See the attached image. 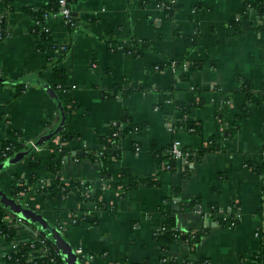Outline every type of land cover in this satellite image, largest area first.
I'll list each match as a JSON object with an SVG mask.
<instances>
[{"label": "crops", "instance_id": "crops-1", "mask_svg": "<svg viewBox=\"0 0 264 264\" xmlns=\"http://www.w3.org/2000/svg\"><path fill=\"white\" fill-rule=\"evenodd\" d=\"M52 1L0 0V75L12 81L36 77L49 83L51 68L57 65L64 70L66 80L56 92L68 107H76L67 114L61 134L7 168L6 174H0V188L14 195L11 189L20 180L30 184L32 191L23 202L56 225L73 248L82 246L85 252L96 254V264H131L135 244H141V250L149 255V264H159L161 255L169 264L168 251L152 239L158 217L146 215L170 206L165 198L172 196L175 158L168 159L167 150L178 141L188 151L185 156L191 163L193 152L199 153L201 160H208L216 153V144L222 142L221 158L215 164L209 160L206 167L201 165V190L192 195L201 199L207 194L204 189L241 192L246 197L245 215L239 226L222 225L223 239L218 246L203 253H196L194 247L196 264H264V230L257 228L264 225V30L250 19V12L245 9L241 20L235 21L241 4L222 8V0H176L170 14L158 11L157 0H84L85 10L73 17L69 27L51 16L54 9H48ZM254 1L264 4V0H247L249 4ZM37 11H43L42 23L49 40L33 32V14ZM158 18L162 21L159 27ZM61 45L67 50H61ZM218 72L224 74L225 83H217L213 91L211 83ZM201 73L207 75V82ZM29 82L32 87L26 88ZM154 102L162 107L153 109ZM57 113L56 103L37 81L26 82L21 92L12 84H0L4 141L34 143L54 127ZM110 120H119L129 129L122 146L114 143V134L108 135L118 153L115 157L98 135L108 133ZM166 121L171 125L170 132L163 127ZM61 135L68 137L62 139ZM140 140L145 143L141 159L136 161L133 157ZM240 140L251 142L252 154L228 159L225 149ZM97 143L99 155L85 148L86 144ZM201 150L206 151L201 154ZM75 152L87 155L91 164L79 170L73 167L69 172L66 166ZM125 156L127 159H122ZM80 159L76 156L72 162ZM35 162L38 167L33 169L31 163ZM97 163L102 168L93 175L91 167ZM48 164L55 165V170ZM125 173L148 182L126 189ZM39 180L49 185L76 181L83 199L73 193L46 199L36 190ZM93 192L103 207L93 208L95 200H84L95 196ZM175 195L185 193L178 187ZM191 202L195 204L196 200ZM228 203L225 201V208ZM73 213L78 216L75 222L71 221ZM6 217L12 218L11 213ZM20 222L14 225L18 227ZM97 226L101 235L111 234V239L105 237L106 243L88 238V232H95ZM33 234L23 225L12 240L0 241V264H11L6 256L14 251L13 246L33 239ZM158 248L160 252L155 251ZM188 264L193 261L189 259Z\"/></svg>", "mask_w": 264, "mask_h": 264}, {"label": "snow or ice", "instance_id": "snow-or-ice-1", "mask_svg": "<svg viewBox=\"0 0 264 264\" xmlns=\"http://www.w3.org/2000/svg\"><path fill=\"white\" fill-rule=\"evenodd\" d=\"M59 4V10L65 16L66 21L68 22V26H71V21L74 16H78L80 11H84V0H57ZM176 3V0H157L156 8L160 12H167L173 4ZM233 3H240L241 7L235 12V21H240L241 16L244 13V10L247 9L250 12V19L254 18V23L259 25V30H264V7L260 8V11L257 12L252 4H249L247 0H222L220 3V7L226 8L228 5ZM76 4L79 5V8L71 7V5ZM162 21L158 18L157 27H159ZM3 24V20L0 19V25ZM197 31L199 29L197 28ZM241 51L243 49L241 48ZM176 64L179 63L177 60ZM163 66L161 65V70ZM187 70V66L185 67V71ZM212 66H208V72H211ZM130 75H134L135 73L129 71ZM204 76V81L207 82V75L205 73H201ZM193 81H195L196 77H192ZM5 83L2 76H0V84ZM217 83H225L224 74L217 73L216 79L212 81L211 88L213 91L216 90ZM32 83L29 82L26 85V88H31ZM127 91V89H125ZM159 91V89H157ZM147 100V97H145ZM122 102V100H121ZM235 101L233 100V103ZM153 109L162 107V105L158 103H153ZM127 116V113H124ZM59 113H57L53 117V125L59 127V125H55V121L61 119ZM168 120H171V117H168ZM130 123V121H128ZM163 127L167 131H171V125L166 121ZM108 133L98 134L99 139L104 141V144L108 145L112 148L113 157H115L118 153L116 147L113 146V141H110L107 137L109 134L115 135L114 143L117 146H122V141L125 139V133L129 131L128 128L124 127L119 120L109 121L107 124ZM225 137L228 136L227 131L224 133ZM6 136V129L0 128V174H6L9 169L5 168V164L8 163L7 153L3 152V141ZM144 140H140L137 142V152L134 154V159L139 161L141 159L140 152L143 151ZM222 142L216 144V153L209 156L208 160H201L199 153L193 152L191 154V163H189V157L185 156V154L180 150L179 146L176 149V157L172 161V168L175 170L173 182L171 186L172 196L165 198V203L170 206L166 209H160L156 212H150L146 215L151 218L152 216L158 217V219L154 222L158 227L155 228L156 235L152 237L155 241H159L161 235H171L174 240V245H170L168 249V260L169 264H188L189 259L193 261V264H196V260L198 259L196 253H203L210 247L218 246L219 242L222 241L223 237L221 233L223 232L222 223L220 222V217L223 216L224 222H227L228 217H232L233 223L236 226H239L243 220V216L245 215L243 202L246 197L243 193L237 192L235 190L232 191H221L219 189L211 190L204 189L207 193L201 199H197L192 195L193 191L199 192L200 189V181L202 179L201 172L203 168L201 165L206 167L209 163V160L215 164L217 159H220ZM85 148L88 152L93 155H99L100 145L97 143L86 144ZM226 151L229 152L228 159H235L236 156L243 155H251V142L250 141H236L234 144H231L230 148H226ZM26 154V152H25ZM152 155L155 156V151L152 152ZM76 156H81L82 159L72 162L73 158ZM101 159H103L101 155ZM122 159H127V157H122ZM90 165L91 161L88 156L81 152L73 153V156L70 157L69 164L66 166V170L71 172L72 168L75 167L78 170L83 169L85 165ZM180 165V167H177ZM167 166V163H166ZM98 168H102V165L97 163L94 167H91V172L93 175L96 174V170ZM188 172L194 173L193 176L187 175ZM111 175V173H108ZM56 179H61L60 176H57ZM69 179H73V176H70ZM43 183V181L41 182ZM108 187L107 184L104 186ZM182 188L185 195L184 196H176L175 193L177 188ZM95 195V192L92 193ZM0 198L2 197V190H0ZM196 200V203L193 204L191 201ZM249 203H251V197H247ZM225 201H229L227 208H225ZM130 211L132 209H129ZM75 211L79 212L80 209L76 208ZM19 214L23 216L22 213H12V219L15 220L16 215ZM27 217H23L22 221L17 227L19 230L20 226H23V221L27 220ZM252 219L255 220L256 216L253 213ZM175 221V223H173ZM3 221H0V241L6 239L2 233V225ZM11 227V224H9ZM47 225H42L39 232L34 233L35 241H33L32 246L34 251L37 253L36 256H33L30 264H51V253L49 252V244L47 239H42L44 236V232L46 230ZM139 223L137 224V228H139ZM257 228L260 230H264V225H257ZM53 231H57L56 225L52 226ZM235 232V227L232 229ZM105 237L111 239L110 233H105L101 235L99 233V226L95 232L89 231L88 238L98 241L100 243H106ZM36 242L40 243V248H35ZM83 238L81 239V245H83ZM16 247H21L20 242H17ZM195 247L196 253L193 252V248ZM231 247L234 249L236 247L235 241L232 242ZM2 250V249H0ZM57 250L64 253L65 260L68 261V264H77V260L84 259L85 264H96L95 255L92 253L85 252L84 248L81 246L76 251H73L71 248L63 249L59 245H57ZM151 252V250H146ZM156 252H160L161 250L158 248L155 250ZM45 257H49L48 259H44ZM105 259L108 257L105 256ZM131 264H149V255L146 254L145 251L141 250V244H135L134 255L131 260ZM159 264H165L163 255H161Z\"/></svg>", "mask_w": 264, "mask_h": 264}, {"label": "trees", "instance_id": "trees-1", "mask_svg": "<svg viewBox=\"0 0 264 264\" xmlns=\"http://www.w3.org/2000/svg\"><path fill=\"white\" fill-rule=\"evenodd\" d=\"M250 4H252L254 6V8L257 12L260 11L261 7H264V4H262L260 1H254V2H251ZM52 9H54V10L57 9L56 0L52 1L50 8L48 10H52ZM172 10H173V8L168 10L167 13L170 14ZM33 16L36 18V20H39L41 22H42V20L44 21L43 11H37L35 14H33ZM34 33L36 36H39V38H41L42 40H49V38H50L49 33L44 31V30H41L39 26L34 27ZM51 71H52V75L49 79V84L56 91L59 88L64 87L65 80H66V74H65L64 70L61 68H58L57 65L53 66L51 68ZM24 84H26V81H19V82L12 84V85L16 88V90L18 92H21V90L24 87ZM244 89H246V88H244ZM127 94H130V93L127 92ZM247 95L252 101H254V96L252 94L248 93V91H247ZM67 104H69V103H67L66 101H62V105L64 107L66 115L68 113L72 112V110L76 107V104H73L70 107H68ZM183 111H185V110H183ZM66 120H67V118H66ZM65 124H66V121H65ZM61 132H62V130L58 134H61ZM66 137H68V136L61 135L62 139H65ZM6 146H9V149H6ZM23 146H25V144H23V143L16 142V141L11 142V140H5V141H3L2 151L7 153V157H8V156L12 155L14 152L21 149ZM204 151H206V150H201L200 153L202 154ZM160 160H161V158L158 157V163H160ZM47 166L51 170H55L54 169L55 165L48 164ZM31 167L33 169H36L38 167V164L36 162L31 163ZM125 174L127 175V178H128V185L125 186L126 189L136 188L137 186L147 184V182H148V179H146V178H135L130 173H125ZM32 176H34V173H31V177ZM148 184H151V183H148ZM78 186H79L78 182L70 181V183L65 186L64 190H62L63 184H60V185L53 184L50 187H48V189L41 190L40 192L42 193L43 197L46 199H59V198H63L65 196H67L71 191L77 199H83L81 197L80 192L78 191ZM23 188H25V187H23V186L13 187L11 190H12V193H14V192H17ZM96 197H97V194L95 196H93L92 198H88V199H84V200L89 201V202H93L95 200V202H96ZM96 205L99 208L104 206L103 204H101V202H96ZM7 213H9L8 209L5 208L0 203V221L4 222L2 225V233H3V236L6 237L5 240H12L15 236L16 231H17V227L14 224H11V227H9V224L5 223ZM220 222L222 223L223 226H230V227L234 226L232 217H228L227 222H224V218H221ZM33 229H35L38 232L40 231L39 228L36 226H34ZM45 238L47 239V242H48L51 250H57V247L53 243L52 239L46 233H44V236L42 237V239H45ZM159 242L162 244L164 250L167 252L169 249V246L174 243V240L172 239L171 235L165 234V235H161ZM20 244H21V247L17 248V250L15 252H13L11 254V257L7 260L11 264H30L26 261L27 257L30 254L37 255V253L34 251L33 246L32 247L30 246V244H31L30 242H22ZM35 248H37V249L40 248L39 242H36ZM263 254H264V252H261V255H263ZM44 259H48V258H44ZM51 264H53V263H51ZM54 264H65L63 261V258L61 257L60 252L57 255V259H56V262Z\"/></svg>", "mask_w": 264, "mask_h": 264}, {"label": "water", "instance_id": "water-1", "mask_svg": "<svg viewBox=\"0 0 264 264\" xmlns=\"http://www.w3.org/2000/svg\"><path fill=\"white\" fill-rule=\"evenodd\" d=\"M5 83L3 84H14L18 81H12L9 79L3 78ZM35 80L37 81L45 90L47 95L56 103V106L58 108V112L60 113V116L62 117L57 125L59 127H52L50 128L46 133L38 137L34 143L32 144H26L23 146L21 149L18 151L14 152L12 155L7 157L8 163L5 164V168H9L15 163L21 161L25 157H27L30 153H32L35 148L41 147L43 144L47 143L49 140L53 139L58 133L63 129L67 115L65 113L64 107L62 105V100L59 97L58 93L55 91V89L48 83V82H43L37 79L36 77H31V78H26L22 79L20 81H30V80ZM26 152V154H25ZM2 197L0 198V203L8 209V211L12 213H22L23 216L17 214L16 217L19 218L21 221L23 217H27V220L23 221L24 226H28L30 230L33 231V227L36 226L41 228L42 225H47L46 230L44 233L50 236L52 239L53 243L57 247L59 245L63 249H68L71 248L74 251L73 246L70 244V242L65 238V236L62 234L61 230L56 227L57 231H53L52 225L47 221L45 217H43L41 214L36 212L33 208L28 207L22 200H17L13 195L8 194L6 191H4L2 188ZM61 254V257L63 258V261L65 264H68V261L65 260L64 253L59 251ZM77 264H82V262L77 260Z\"/></svg>", "mask_w": 264, "mask_h": 264}, {"label": "built area", "instance_id": "built-area-1", "mask_svg": "<svg viewBox=\"0 0 264 264\" xmlns=\"http://www.w3.org/2000/svg\"><path fill=\"white\" fill-rule=\"evenodd\" d=\"M56 4H57V9L56 10H53L52 12H51V16H53V17H57V18H60L62 21H64L65 23H68L67 21H66V19H65V16L63 15V13H61V11L59 10V4H58V2H57V0H56ZM175 4V3H174ZM174 4H173V6H174ZM173 6L171 7V8H173ZM170 8V9H171ZM170 9H168V10H170ZM71 23H73V19H72V21H71ZM37 26H39L40 27V29L41 30H45V28H44V24L41 22V21H39V20H35L34 21V27H37ZM0 30H1V25H0ZM33 32H34V28H33ZM2 36H1V32H0V38H1ZM60 49L61 50H63V51H66L67 50V47H66V45H61V47H60ZM183 66H184V68L186 67V66H188L187 65V63L186 62H184L183 63ZM12 142V141H11ZM32 144V143H31ZM177 146H179V148H180V150L184 153V154H189L188 153V151L187 150H185V149H183L182 147H181V145H180V143L178 142V141H173L172 142V144L170 145V147L168 148V150H167V153H168V155H169V158L168 159H171V158H175L176 157V149H177ZM6 149H9V146H6ZM167 163V162H166ZM167 167H168V163H167ZM43 181V183H41ZM63 184V187H62V190H64L65 189V186L66 185H68V184H65V183H62ZM19 186H23V187H25V188H23V189H20L19 191H17V192H14V197L17 199V200H22L23 201V198L29 193V192H31L32 191V188H31V185L30 184H28V183H26L25 181H23V180H20V182H19V184L17 185V187H19ZM51 185H49V183H47L46 181H44V180H39V182H38V189H36L37 191H41V190H46V189H48V187H50ZM41 193V192H40ZM70 193L72 194V192L70 191ZM93 208H98V206L96 205V203L95 204H93ZM71 216V221L72 222H75L76 220H78V216H76V215H74V213L73 214H71L70 215ZM6 224H15V223H18V221H21L19 218H17V217H15V221L10 217H6ZM33 232L34 233H36V232H38V231H36L35 229H33ZM33 241H35V236L33 237V239H31V240H28V241H24V242H30L31 244H30V246L32 247V243H33ZM41 247V246H40ZM79 247H81V246H77L76 248H74V251H76ZM13 248H14V251L13 252H15L16 250H17V247L16 246H13ZM12 252V253H13ZM49 252L52 254L51 255V263H55L56 262V259H57V255L59 254V252L57 251V250H51V248L49 247ZM12 253H10V254H8L7 256H6V258L7 259H9L10 257H11V254ZM33 256H36L35 254H30L28 257H27V259H26V261L28 262V263H30L31 262V259H32V257ZM45 258H49V257H45ZM80 261L82 262V264H83V262H85V260L84 259H80Z\"/></svg>", "mask_w": 264, "mask_h": 264}]
</instances>
